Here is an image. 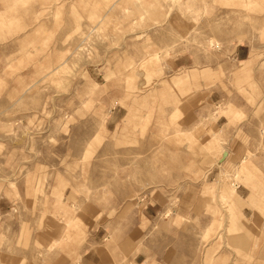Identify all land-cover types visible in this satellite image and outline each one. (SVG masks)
<instances>
[{
	"label": "rangeland",
	"instance_id": "obj_1",
	"mask_svg": "<svg viewBox=\"0 0 264 264\" xmlns=\"http://www.w3.org/2000/svg\"><path fill=\"white\" fill-rule=\"evenodd\" d=\"M91 242L264 264V0H0V264Z\"/></svg>",
	"mask_w": 264,
	"mask_h": 264
},
{
	"label": "crops",
	"instance_id": "obj_2",
	"mask_svg": "<svg viewBox=\"0 0 264 264\" xmlns=\"http://www.w3.org/2000/svg\"><path fill=\"white\" fill-rule=\"evenodd\" d=\"M242 53V55H240L239 53ZM246 52L243 50V49H241V48H239V47H237L236 48V58H237V60H245V58H246ZM244 186V185H243ZM246 187V186H245ZM242 201H243V203L241 204V206H240V208L242 207V206H245V207H247V208H249L251 211H252V208H251V204H249V200H248V198H247V195H245V197H242ZM96 239H98L97 237H96ZM95 245H94V243L93 242H91L86 248H85V251H84V253L81 255V258H80V264H96V257H97V253H96V251L95 250H93V249H90V248H92V247H94ZM89 249V250H88ZM87 250V251H86ZM148 263V259H144L140 264H147Z\"/></svg>",
	"mask_w": 264,
	"mask_h": 264
},
{
	"label": "bare ground",
	"instance_id": "obj_3",
	"mask_svg": "<svg viewBox=\"0 0 264 264\" xmlns=\"http://www.w3.org/2000/svg\"><path fill=\"white\" fill-rule=\"evenodd\" d=\"M219 162V161H218Z\"/></svg>",
	"mask_w": 264,
	"mask_h": 264
}]
</instances>
